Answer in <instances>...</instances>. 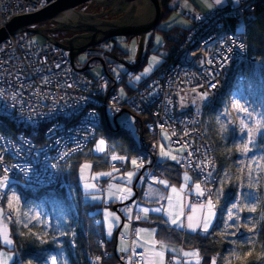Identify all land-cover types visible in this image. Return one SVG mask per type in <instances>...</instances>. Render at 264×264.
I'll return each instance as SVG.
<instances>
[{"label": "built area", "instance_id": "obj_1", "mask_svg": "<svg viewBox=\"0 0 264 264\" xmlns=\"http://www.w3.org/2000/svg\"><path fill=\"white\" fill-rule=\"evenodd\" d=\"M30 2L0 0V29L16 16L38 11L40 7L34 8ZM249 8L253 4L246 1L215 11L195 9L186 13L191 28L174 59L157 72L168 88V107H172L168 112L158 104L160 97L152 88L139 87L126 97L117 91L110 94L108 76L102 75L95 82L77 69L64 47L48 40L34 41L26 30L9 35L0 43V126L4 129L0 131V180L8 178L0 188V207L10 180L30 192L56 184L67 187V182L61 180L63 166L94 140L104 110L117 116L124 108L150 114L153 133L166 132L171 147L183 149L178 157L179 168L191 169L200 179L205 195L196 199L207 201L210 192L212 201L219 176L214 148L203 127V111L209 103L202 102L200 96L207 92V100L213 101L233 65L248 61L246 40L233 33L221 36L220 30L225 19L240 18ZM108 47L99 52L101 57ZM245 77L246 72L239 79ZM21 125L44 126L43 141H35ZM147 153V157H139L141 163L150 165L144 182L157 167L159 156V151ZM158 178L162 180L163 176ZM142 193L143 188L139 197ZM127 207L133 211L132 228L129 234L120 235L123 242L130 241L139 226L136 203ZM119 258L121 264H143L140 251H122ZM101 263L102 256L96 255L91 264Z\"/></svg>", "mask_w": 264, "mask_h": 264}, {"label": "rangeland", "instance_id": "obj_2", "mask_svg": "<svg viewBox=\"0 0 264 264\" xmlns=\"http://www.w3.org/2000/svg\"><path fill=\"white\" fill-rule=\"evenodd\" d=\"M174 1L178 9L173 11L168 19L160 23V28L166 29L173 26L188 28L191 22L182 11H190L195 7L205 11H211L226 6L229 3H238L241 0H220L219 4L217 0ZM107 9H110V7ZM98 10L101 12L102 8L96 5H94V7H89L86 4L83 12L96 13ZM246 13L247 12H245V14ZM242 29L243 26L240 24L238 31ZM32 39L38 42L46 41L45 37L40 34L32 35ZM164 42L165 40L159 31L147 33L143 42L142 59L144 65L136 70V76L133 79L127 81L129 86L131 85L134 87L142 78L151 75L164 60V55L167 53L166 49H162ZM117 44L128 54L123 55V57L120 55L116 56L118 59L117 63L112 59L113 55L109 56V60L115 61V63L111 65L113 74L119 75L121 73L131 72L133 70L132 67H136L140 61L141 38L139 36H119L117 38ZM86 57L85 53H81L78 56V61L83 63L86 61ZM253 57L255 56H251L248 49L246 60L252 63ZM254 61L260 64L257 58ZM261 65L263 68L260 69H257L258 65L251 66L246 80L239 83L229 101H220L217 110L215 128L219 134L223 135L225 141L228 140L230 148H234L236 151L233 173L227 175L222 173L220 185L216 190L217 193L221 188H223V192L225 189L233 190L234 193H232V196L234 202L230 204L232 200L229 203L230 206L228 205L223 209L222 213L218 212L213 204L216 215L213 218L212 225L209 227V231H211L217 218L222 215L221 219L224 223L222 224L223 230L220 232L218 231V234L225 237L229 246L225 252L221 253L220 259L222 261L220 264H233L235 261L240 260L241 254L239 246L247 248L248 251L246 252L245 258L250 256L253 246L255 248H260L258 252L264 253V135H262V133H264V60ZM104 72L105 69L101 64L90 70V73L95 77L100 76ZM130 90L123 86L120 95L126 97ZM237 105H239V107H237ZM127 116L126 114L125 117ZM125 117L119 118V120H123ZM128 121H130L129 126L135 132L134 117L130 116ZM242 126L244 127L243 132H241ZM249 129H256L251 143H248L247 133ZM161 136L165 141V143L161 142L165 151L177 158L176 160H172L171 155H169L161 156V159L177 161L178 153L183 149L179 151L170 149L166 146L167 134L163 132ZM246 143L249 148V153L247 154L243 152ZM105 149L104 139H99L95 144L94 152L97 154L102 153ZM133 159L137 161V165L135 166L132 164ZM109 160L110 162H127V158L115 154H111ZM84 165L88 167L85 168ZM138 165V159L133 157L130 160V167L125 171L110 166L106 169L95 171L91 168L89 162H85L79 172V188L83 200L89 203L102 204L98 210H101V217L108 238H112L115 234V230L119 227L121 228L123 220L122 213L125 214L126 217L132 215L130 210L124 208V204L120 205L118 209H114V206L110 204H122L134 197L135 189L133 185L140 171ZM128 172L134 173L130 181L126 175ZM180 179L181 181L178 184L168 183L166 186L159 183L157 180H153L152 177L150 178V182H148L146 188V195L138 205V210L141 212L144 222L140 229H144V231L140 232L132 243H120L119 249L129 250L133 248L142 250L145 254L144 264H157L159 257L155 254L160 252H163V264H167L168 258L170 257L174 258L176 262L179 261L180 257L178 253L181 247L171 241L158 238L157 227L148 224L152 221L153 214L163 216L168 225L180 230L191 233L203 232L201 235H207L209 233V231L205 233L202 228L196 230L188 228L187 216L193 214V209H195V215H201L202 211L206 210L207 202L197 203L192 201L191 195L195 194V184L199 183L192 172L183 170ZM104 181H106V183L103 190H101L99 185ZM85 185H94V187L86 188ZM172 187L176 188V193L172 192ZM124 188H131V194L123 192L122 189ZM249 193L252 194L251 198L248 196ZM14 195L16 199H12ZM169 196H173L174 200L176 197H179L180 202L185 206L183 209L184 215L175 225L171 223V218L167 213L163 211L160 213L152 211V209L160 206L167 208ZM10 199H12L11 206H9ZM5 200L10 215L7 219L5 209L0 208V229L7 230L9 239L12 240V243L10 245L5 244L2 234H0V260H4L7 256L11 255L13 259L9 261L8 264H12L15 260V252L12 250L14 239L12 236L11 224L17 227H25L35 232L39 239H49L57 248L61 247L62 238L67 231L70 232V230L72 231L74 229V222L78 214V201L75 193L72 191L68 194H53L51 197L44 200H30L25 202L23 194L17 191V189H10ZM233 204H236L238 207L233 208ZM201 205H204L205 208L202 209ZM253 206L256 208V211L250 213L248 208ZM143 208L149 209L147 215L143 213ZM239 208H243L244 211H238ZM230 209L232 211L231 219L229 218ZM237 216H239V219L236 218ZM129 220L130 219L127 218L122 225L123 233L126 232L129 227ZM125 225H127V227H125ZM249 229L253 230L249 231ZM183 255L185 257V264H200L201 262L202 253L200 250L198 251V249H184ZM52 256H56V264H59L58 256L54 253L47 254L44 261L28 264H51ZM213 258H215L214 254L212 255V259ZM215 260H218V258Z\"/></svg>", "mask_w": 264, "mask_h": 264}, {"label": "trees", "instance_id": "obj_3", "mask_svg": "<svg viewBox=\"0 0 264 264\" xmlns=\"http://www.w3.org/2000/svg\"><path fill=\"white\" fill-rule=\"evenodd\" d=\"M246 1V0H244ZM253 4V9L249 8L242 20H226L225 26L227 32H236L242 35L249 46V53L251 56H260L264 59V0H249ZM163 7V20L169 18L173 11L177 8L174 0H161ZM233 3H229L228 5ZM202 12H206L203 9L195 7ZM243 26L241 31H238L239 25ZM155 31H159L165 42V48L168 50L166 56L175 53L181 42L186 36L187 29L180 27H171L166 29L156 28ZM116 42V39H113ZM151 45V44H150ZM111 53L115 55L127 54L120 50V47L116 44L112 47ZM142 64L136 67L138 68L144 65ZM138 83V82H137ZM123 85L126 89L132 88L126 81H123ZM235 71L232 70L228 79L223 86L220 96L210 106L207 107L204 114V127L206 135L215 149V155L218 163L217 171L222 174H232L235 164L236 151L234 148H230L228 140L225 141L223 135L219 134L215 128L217 119V110L219 108L220 101H229L232 94L235 92ZM130 90V92H131ZM135 117V133L128 128H122L115 117L105 116L102 123L99 126V133L94 141L83 150L72 156L64 166L62 170L61 180L70 184L69 191H72L76 195L78 201L77 210L78 214L74 222V229L70 232L65 231V235L62 238L61 247L57 248L53 242L49 239H39L38 235L30 231L25 227H17L12 225V236L14 239V246L12 250L15 252V260L12 264H28L33 262H41L46 259L47 254L54 253L58 256L59 264H90L93 256L102 255L107 252V255L103 257L101 264H119L120 260L117 256L116 250V238L108 239V245L101 246V241L105 240V230L101 222H96L98 209L101 207V203H89L85 202L82 198V193L79 188V172L82 165L85 162H89L93 170L99 171L106 169L110 166V155L115 154L124 156L128 160V165L133 157L139 155L142 152L141 140L146 141L150 147L156 146L158 141L156 137L151 133L149 124L151 117L148 113L136 114L129 110ZM23 127V126H22ZM28 134L33 137L37 142L43 141V128L28 126L25 127ZM0 131L4 129L0 126ZM99 139H104L106 149L102 153H95L94 147ZM158 171L165 174L168 179L179 183L181 181V171L177 168V164L168 159L161 160L158 166ZM234 191L231 189H225L223 195H217L219 199L217 206L225 209L229 203L234 199ZM53 194H68L67 190L60 185L56 184L48 188H42L36 193H24V201L30 200H44L51 197ZM111 206H116L110 204ZM118 206V205H117ZM148 224L157 227V237L166 241H171L175 244H183L185 249H198L202 253L200 264H212V255L216 253H223L229 246L225 237L218 234V231H222L223 221L219 216L213 225L212 230L208 235H201L200 232H186L176 227L168 225L165 218L161 215H152V221ZM264 226V225H263ZM241 259L235 261L233 264H263L264 253L258 252L260 248L253 246L250 256L245 258L246 247L239 246ZM260 251V250H259ZM220 261L216 264H220Z\"/></svg>", "mask_w": 264, "mask_h": 264}, {"label": "water", "instance_id": "obj_4", "mask_svg": "<svg viewBox=\"0 0 264 264\" xmlns=\"http://www.w3.org/2000/svg\"><path fill=\"white\" fill-rule=\"evenodd\" d=\"M50 4L30 14L12 18L5 27L0 29V43L9 35H15L27 29L32 34H40L47 40L56 43L70 52L75 65H78V56L88 47L97 46L108 39L119 36H139L141 38L140 57L143 52V42L147 33L159 27L163 19L161 0H49ZM91 3L102 8L101 12L86 13L76 7ZM110 7V9H107ZM74 12L78 17L74 18ZM108 16V17H107ZM112 18H110V17ZM56 23L51 29L34 27L41 22ZM69 30L81 32L67 38L64 42L53 39L47 31ZM99 60L107 70V62ZM92 59V60H93ZM90 60L80 71H87ZM249 153V152H248ZM138 175L136 181L138 180ZM136 182L134 183V187ZM117 207L115 206V209Z\"/></svg>", "mask_w": 264, "mask_h": 264}, {"label": "snow or ice", "instance_id": "obj_5", "mask_svg": "<svg viewBox=\"0 0 264 264\" xmlns=\"http://www.w3.org/2000/svg\"><path fill=\"white\" fill-rule=\"evenodd\" d=\"M217 3L219 4L220 3V0H217ZM239 47L243 48V45H240ZM211 88L215 89L216 88V85L215 84H211L210 85ZM208 93L207 92H204L201 96H200V99L202 101H206L208 99ZM193 104L195 105V101H193ZM237 107H239V105H237ZM244 130V127L242 126L241 128V132H243ZM256 131V129H249L248 130V143H251L253 141V138H254V132ZM262 135H264V133H262ZM243 152L245 154H247L249 152V148H248V144L246 143L244 145V148H243ZM160 154L161 156H169L171 155V153L169 152H166L165 149H164V146L161 145L160 146ZM115 159V158H114ZM171 159L172 160H176V156L174 155H171ZM132 164L135 166L137 165V161L135 159L132 160ZM84 167H88L87 165H84ZM139 167H143V165H139ZM107 175V174H105ZM127 178L128 180L130 181L134 175L133 172H128L127 174ZM7 177H4L3 180H0V188H3L4 187V184L5 182L7 181ZM153 180H156V177H152ZM159 183L161 184H164V185H168V181L167 180H160ZM86 188L88 187H94V185H85ZM251 187V185H250ZM172 192L173 193H176V188L175 187H172ZM123 192L127 193V194H131L132 192V189L131 188H124L122 189ZM218 195H223V188H221V190L217 193ZM195 195L197 196V198L199 197H203L205 195L204 191L201 189V185L199 183H196L195 184ZM210 196H211V193L209 192V199H208V202H207V205H206V210L202 211L201 215L197 216L195 215V209H193V214H189L187 216V220H188V228L189 229H192V230H196L198 228H202V230L207 233L209 231V227L210 225H212L213 223V218L215 217L216 213H215V210H214V205L210 199ZM249 198L252 197V194L249 193L248 194ZM126 198V197H125ZM12 199H16L15 195L13 196ZM12 199L9 200V206L12 205ZM184 205L180 202V199L179 197H176L175 200H174V197L173 196H169L168 197V206L167 208L163 207V206H160V207H156L154 209H152V211H155L157 213H160V212H165L167 213V215L171 218V223L172 224H177L180 220H181V217L184 215ZM233 208H237L238 206L236 204H233L232 205ZM201 208H205L204 205H201ZM143 213L145 215L148 214L149 212V209L148 208H143L142 209ZM238 211L240 212H243L244 209L243 208H239ZM248 211L251 213V212H255L256 211V208L253 206V207H249L248 208ZM229 218L231 219L232 218V211L231 209L229 210ZM237 219H239V216L236 217ZM137 220L141 219L140 216H137L136 217ZM125 227H127V225H125ZM253 229H249V231H252ZM144 231V229H140L138 232H137V235L140 234V232ZM0 234H2V237H3V240H4V243L5 244H11L12 243V240L9 239V236H8V232L7 230H4V229H0ZM157 257H159L158 261H157V264H163V252H160V253H156L155 254ZM13 259V257L11 255L7 256L6 259L4 260H0V264H8L9 261H11ZM56 256H52L51 257V264H56ZM212 264H216V260L215 258L212 259Z\"/></svg>", "mask_w": 264, "mask_h": 264}, {"label": "bare ground", "instance_id": "obj_6", "mask_svg": "<svg viewBox=\"0 0 264 264\" xmlns=\"http://www.w3.org/2000/svg\"><path fill=\"white\" fill-rule=\"evenodd\" d=\"M30 3H32V7H34V8H36V7H40L39 9H38V11L39 10H42L43 8H45L46 6H48L49 4H50V2H49V0H48V2H46V3H43V1H37V0H35V2L33 3V0H31V2ZM44 5V6H43ZM83 5V4H82ZM42 8V9H41ZM78 10V9H77ZM37 12V11H36ZM72 16H74V18H77L78 17V15H77V13H75L74 12V15H73V13H72ZM50 22V21H49ZM52 23V22H51ZM54 24H56V23H54ZM27 32H30V31H28L27 29H25ZM24 31V30H23ZM22 31V32H23ZM69 31V30H68ZM31 34V33H30ZM230 34H232L231 32H227V30H226V26H225V24L222 26V28H221V30H220V35L221 36H226V35H230ZM34 35V34H33ZM118 38V37H117ZM54 44H56V43H54ZM58 45V44H57ZM60 46V45H59ZM93 47H96V46H91V47H88L86 50H90V49H93ZM85 50V51H86ZM70 53V52H69ZM121 57H123V55H120ZM165 57H164V60L158 65V67L155 69V71L151 74V75H149V76H147V77H144V78H142L140 81H139V83H138V85H137V88H139V87H141V88H145V89H147V90H150L151 88L153 89V90H155L157 93H158V95H159V97H160V100H159V103L158 104H163V106H164V111H171L172 110V107H168V101H169V96H168V88H167V86L163 83V81H162V79H161V77L157 74V72L163 67V65H168V62H170L171 60H173L174 59V57H173V55L172 54H170L169 55V57H167L166 56V54L164 55ZM93 58H96L95 56L94 57H86V61L85 62H83L82 64H83V67L90 61V60H92ZM98 59H102V60H105L106 62H107V69L113 64V63H115V61H116V63L118 62V59H117V57H115V58H113V60H115V61H111V60H109V58H105V57H97ZM141 60H143L142 58L140 59V62L138 63V67L140 66V64H142V62H141ZM99 64H101L102 65V63L99 61V60H92L91 62H90V66H92L89 70H91L93 67H95V66H97V65H99ZM165 65V66H166ZM103 66V65H102ZM236 68L238 69V64L236 63ZM90 75H89V77L92 79V80H94L95 82H98V80L100 79V77L102 76V75H105V74H101L100 76H98V77H95L92 73H90V71H87ZM241 72H242V70H241ZM242 74H243V72H242ZM136 75H134V77H135ZM247 78V77H246ZM160 80V82H157V80ZM153 80H156V81H153ZM109 85H108V83H106V86L108 85V91H109V93L110 94H112V93H114V92H121V89H122V87L124 86L123 85V83L122 82H120V81H118L117 79H114V78H110L109 79ZM136 88V89H137ZM107 99L109 100L110 99V97L108 96L107 97ZM211 100H206V101H202V102H207V103H209V104H211L213 101H211ZM205 110V109H204ZM189 111H191V109L190 110H188V112ZM203 113L205 114V112L203 111ZM149 114V113H148ZM150 115V114H149ZM98 131H99V129H98ZM100 132V131H99ZM182 171L183 170H185V171H190V172H192L193 173V171L191 170V169H181Z\"/></svg>", "mask_w": 264, "mask_h": 264}, {"label": "flooded vegetation", "instance_id": "obj_7", "mask_svg": "<svg viewBox=\"0 0 264 264\" xmlns=\"http://www.w3.org/2000/svg\"><path fill=\"white\" fill-rule=\"evenodd\" d=\"M86 4L89 7H94V5H95V4L85 3L83 5H80V6L76 7V9H78L80 11H83V9H84ZM97 12H100V10H98ZM55 25L56 24H53V23H51L49 21H46V22H41L40 24L36 25L35 27H39V28H43V29L47 30V29L53 28ZM46 33L49 36H53L54 39H56L58 41H65L67 38H70V37L74 36L75 34H78V33H81V32H73V31L63 30V31H55L53 33L47 31ZM87 57H90V56H87Z\"/></svg>", "mask_w": 264, "mask_h": 264}]
</instances>
